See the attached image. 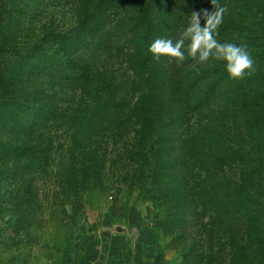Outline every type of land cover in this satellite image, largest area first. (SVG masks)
Wrapping results in <instances>:
<instances>
[{
	"label": "trees",
	"instance_id": "1",
	"mask_svg": "<svg viewBox=\"0 0 264 264\" xmlns=\"http://www.w3.org/2000/svg\"><path fill=\"white\" fill-rule=\"evenodd\" d=\"M77 1L74 29L49 10L32 42L36 0H0V208L20 200L2 241L33 240L45 179L47 250L61 254L59 230L74 237L107 189L114 149L130 163L116 182H139L181 264H264V0H216L225 12L214 38L246 47L253 69L230 79L220 61L214 80L186 48L183 63L148 51L175 41L193 0H167L173 11L163 0ZM108 47L124 73L98 63Z\"/></svg>",
	"mask_w": 264,
	"mask_h": 264
},
{
	"label": "rangeland",
	"instance_id": "2",
	"mask_svg": "<svg viewBox=\"0 0 264 264\" xmlns=\"http://www.w3.org/2000/svg\"><path fill=\"white\" fill-rule=\"evenodd\" d=\"M75 2L76 0H36L33 2L32 5L35 3L37 7L31 6V12L34 13L28 19L29 41L33 42L41 37L42 30L47 27V11L49 10L62 24V29L67 28L68 31L74 29V9L71 8ZM163 2L167 9L174 10L173 4L169 1L163 0ZM47 3L48 6L50 5L48 9ZM216 7L217 3H212V0H193L191 15L196 12L202 26L205 22L204 16L206 17V14L211 13ZM158 8H160V3L154 5L155 11ZM120 37L121 35L119 41ZM233 38H237L236 33ZM120 42L122 43V40ZM225 42L233 43L229 40ZM187 43L188 41L185 45ZM104 50L106 51L103 59L99 58L98 63L112 67L117 73H124L125 65L119 57V52L115 51L111 55L113 52L109 47ZM82 51L85 55L91 52L88 48ZM186 61L185 57L180 63ZM219 64L220 61L212 59L205 63L195 60L193 68L211 69L208 76L214 80L215 75L212 70ZM110 152L112 158L107 174V189L100 195L99 200L92 199L85 211L77 218V233L74 237L66 239V232L59 230L58 241H65L63 252L53 254L51 249L47 250V241L52 243V232L55 227L47 222V181L39 179L34 186L39 196L38 209L35 219L30 221L33 227V240L25 238L23 244L13 246L14 241L5 238L2 241L4 235L0 234V264H181L179 252L170 246L171 238L164 237L152 225V217L158 210L153 202L147 200L146 195L143 197L139 182L134 183L127 180L121 183L116 182L115 174L125 166L129 168L130 163L120 158L119 151H117L118 154L114 149ZM8 203L4 201L1 204L0 227L14 222L20 200H16L14 206H12V201ZM18 215L26 216V213H18ZM5 232L9 233L8 230Z\"/></svg>",
	"mask_w": 264,
	"mask_h": 264
},
{
	"label": "clouds",
	"instance_id": "3",
	"mask_svg": "<svg viewBox=\"0 0 264 264\" xmlns=\"http://www.w3.org/2000/svg\"><path fill=\"white\" fill-rule=\"evenodd\" d=\"M216 3V0H212ZM225 7H217L204 16V24L201 26L200 19L196 12H193L189 23L179 33L178 37L172 39L157 38L153 40L148 51L153 59L174 58L177 63L187 55L199 63H205L210 59L222 61L230 79H239L253 69V60L246 47L231 42H218L214 34L222 22ZM188 41L187 45L185 42Z\"/></svg>",
	"mask_w": 264,
	"mask_h": 264
},
{
	"label": "water",
	"instance_id": "4",
	"mask_svg": "<svg viewBox=\"0 0 264 264\" xmlns=\"http://www.w3.org/2000/svg\"><path fill=\"white\" fill-rule=\"evenodd\" d=\"M119 230V229H118Z\"/></svg>",
	"mask_w": 264,
	"mask_h": 264
}]
</instances>
